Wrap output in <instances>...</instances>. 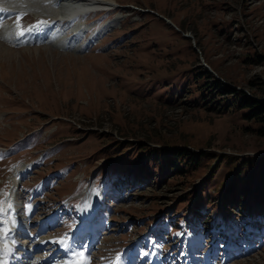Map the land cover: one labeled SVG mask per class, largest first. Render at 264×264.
<instances>
[{"label":"rangeland","instance_id":"374dc122","mask_svg":"<svg viewBox=\"0 0 264 264\" xmlns=\"http://www.w3.org/2000/svg\"><path fill=\"white\" fill-rule=\"evenodd\" d=\"M117 1L137 9L122 8L119 21L115 15L106 23L90 14L74 24H78L76 31L70 29L74 25L66 28L64 36L82 39L81 46L72 41L63 45L62 38L20 39L17 25L35 24L28 12H19L17 21L1 20L0 231L2 223L12 218L17 201L21 206L17 214L31 235L22 241L33 237L34 241L46 237L57 241L74 234L68 228L78 223L79 197L94 186L107 205L92 227L83 226L85 230L99 227L100 232L87 254L88 264H112L118 252L126 254L129 249V264H146L154 256L165 264H183L188 253L200 256L202 252L212 264H223L233 240H238V250L248 252L252 241L247 236L264 234L261 223L243 219L262 211L261 203L250 199L259 187L251 189L250 198L242 204L230 201V209L242 218L235 233L207 231L208 216L200 214L197 230L190 228L194 230L189 233V244L184 237L178 239L176 228L169 231L171 236L166 232L161 226L165 219L152 230L149 224L163 208L170 225L173 219L185 221L190 202L198 196L194 192L202 189L204 210L214 212L220 200L215 191L231 175L228 168L221 164L211 178H207V166L193 174L167 173L147 162L144 149L111 158L120 151L115 144L104 147L127 138L136 145L148 140L153 146L205 148L240 158L263 156L264 135L256 131L260 122L248 116L249 107L233 108L235 103L220 111L225 100L219 95L210 97L203 86L195 89L202 76L189 74L203 59L220 83L228 82L247 96L264 100V0ZM146 8L156 14L139 10ZM255 53L261 56L257 62L251 59ZM201 89L206 92L202 99ZM214 90L219 93L217 85ZM32 128L38 133L28 134ZM55 128L46 142L38 143ZM17 138L20 141L12 148ZM35 149L45 150L44 155H34ZM25 167L29 172L20 175ZM239 178L240 174L236 181ZM78 182L83 188L71 204L73 197L68 194L77 191ZM225 219H230L229 214ZM204 236L208 245L201 246ZM47 254L46 250L37 252L34 260ZM230 263L264 264V259Z\"/></svg>","mask_w":264,"mask_h":264},{"label":"trees","instance_id":"16d2710c","mask_svg":"<svg viewBox=\"0 0 264 264\" xmlns=\"http://www.w3.org/2000/svg\"><path fill=\"white\" fill-rule=\"evenodd\" d=\"M260 57L261 56L259 54L255 53L251 57V59L252 61L257 62ZM189 75H192V77L200 75L202 76V82L196 84L194 86L195 89H199V87L202 88L203 86V89L206 90V92H211L210 97L214 98L216 97V95H219V99L225 100L224 103L220 104V111L229 109L230 107L235 105V103L236 106H234L233 108H236L238 106L249 107L248 116L253 117L257 122H260L259 129H257L256 131L261 135H264V100H256L250 96H247V94L240 89H234L231 86L222 85V83L215 79L210 73L203 70L200 65L192 67L190 69ZM186 79L190 81L189 78L186 77ZM209 81L210 83H213L211 87H209V85L207 84ZM215 85L218 86L217 91H219V93H215ZM203 91L201 89L199 96L200 99H202V97L206 95V92L203 93ZM192 101H194V103L196 104L199 103L198 100ZM114 143L117 151H120L128 144V142L115 140L109 147H112ZM123 143L125 145H122ZM171 146V149L164 150L160 148H152L146 144H138L134 145L133 150L139 148L144 149L145 153L149 157L146 159L147 162H152L155 165L154 167H161L165 172L167 171V173L173 174H180L182 172H185V175H187V173H196V171L201 169L203 166H207L209 162L217 156V153L214 150L201 149L199 151H193L189 147H176L173 146V144H171ZM237 159L238 158L236 156L224 155L219 158L218 164L215 166V168L217 169L222 164L227 167L228 171L230 172L234 167V163L237 161ZM216 169H214L213 171H215ZM238 174H240V178L236 183L233 184V181L237 180ZM256 183L261 188V190L259 191V195L260 197H262V194L264 193V156H246L241 160L240 165L237 167L230 183H228L227 185V189L225 191L221 190V182V184H219V188H217L215 192L216 194L221 193V195H223V203L227 208L228 204L225 203L226 201L235 198L241 199L243 197V193L253 188ZM203 210V205L202 203H200L198 206V211L201 212ZM218 212L221 216L220 210H218Z\"/></svg>","mask_w":264,"mask_h":264},{"label":"bare ground","instance_id":"6f19581e","mask_svg":"<svg viewBox=\"0 0 264 264\" xmlns=\"http://www.w3.org/2000/svg\"><path fill=\"white\" fill-rule=\"evenodd\" d=\"M5 1L7 0H0V3ZM52 3L55 5L54 8L51 6ZM115 4H117V1L115 0H10L8 4H6V2L4 4H0V18H2L5 14H9V12H7L8 8L9 9L20 8L26 10V9H33L35 7L38 8L37 10L38 13L39 10L41 11L40 15H42L44 19L45 18L49 19L52 18V15L55 13L59 14L60 16L63 15L64 17H67L75 13L84 12L89 9H95V8L104 7L107 5H115ZM52 22H54V24L57 23V21H52ZM26 36L27 34H25V37ZM74 42L78 43L79 41L76 40ZM92 192L87 191V193H85V195L83 196L84 212H89L93 209V207H91L93 205L92 201L94 202V197L92 195ZM14 226L16 227L15 230L20 229V234L23 233L25 230V224L20 223V218L14 221ZM12 231L13 230L9 231V233H11ZM9 233L5 232L3 237L0 238V264H5L3 262V253L5 250L8 251V257H9V260L8 262H6V264H87L86 258L84 256L76 255L77 252H75V245L73 243V240L71 241L69 239H64L63 240L64 243H61V247L66 249L67 252H69V256H70V259H67L65 262L61 260H55L53 258L54 257L53 255L56 254V252H52L49 255L40 258H37L38 257L37 256L36 261L30 262L35 252L50 248L49 246L50 239L48 238L41 239L38 242H36V244L32 248H27L28 245L31 243V240H29L26 246H24L23 244L21 245L16 242L9 241L8 238V235H10ZM93 243H94L93 241H90L89 248ZM16 247L21 251L13 255V249ZM73 254L75 255L74 258H72Z\"/></svg>","mask_w":264,"mask_h":264},{"label":"snow or ice","instance_id":"6c2138e0","mask_svg":"<svg viewBox=\"0 0 264 264\" xmlns=\"http://www.w3.org/2000/svg\"><path fill=\"white\" fill-rule=\"evenodd\" d=\"M48 23H49L48 21H37L35 24L29 25L27 28H20V26L18 24L17 26L20 30L17 32V35L22 37L26 31L38 30L41 27L47 25ZM52 23H54V22H52ZM61 243H64V241L61 240ZM76 255H82V253H76Z\"/></svg>","mask_w":264,"mask_h":264}]
</instances>
